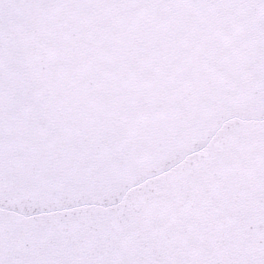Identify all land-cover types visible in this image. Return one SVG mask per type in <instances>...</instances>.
Masks as SVG:
<instances>
[{
	"label": "water",
	"instance_id": "95a60500",
	"mask_svg": "<svg viewBox=\"0 0 264 264\" xmlns=\"http://www.w3.org/2000/svg\"><path fill=\"white\" fill-rule=\"evenodd\" d=\"M121 1L0 0V190L80 180L59 214L79 224L35 264L156 196L212 222L222 264H264V0Z\"/></svg>",
	"mask_w": 264,
	"mask_h": 264
}]
</instances>
